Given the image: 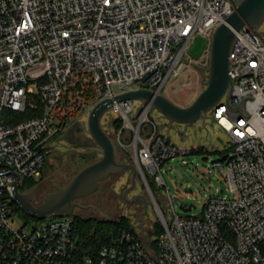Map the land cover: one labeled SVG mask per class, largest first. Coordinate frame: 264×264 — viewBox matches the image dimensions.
Returning a JSON list of instances; mask_svg holds the SVG:
<instances>
[{
	"label": "built area",
	"instance_id": "built-area-1",
	"mask_svg": "<svg viewBox=\"0 0 264 264\" xmlns=\"http://www.w3.org/2000/svg\"><path fill=\"white\" fill-rule=\"evenodd\" d=\"M235 10V0H0V264H264V36L238 32L231 98L208 112L230 139L213 165L231 195L217 189L199 214L175 210L162 173L192 149L167 139L150 117L152 101L114 99L141 87L163 93L192 39L211 37ZM36 96L43 113L13 122L11 112L34 107ZM106 98L113 104L104 116L122 120L115 140L144 180L162 232L152 241L124 229L84 254L73 213L15 228L18 176L21 185L41 177L71 118ZM148 179L166 187L162 201Z\"/></svg>",
	"mask_w": 264,
	"mask_h": 264
},
{
	"label": "rangeland",
	"instance_id": "rangeland-1",
	"mask_svg": "<svg viewBox=\"0 0 264 264\" xmlns=\"http://www.w3.org/2000/svg\"><path fill=\"white\" fill-rule=\"evenodd\" d=\"M210 46L211 37L203 34H197L190 42L184 55V68L181 74L177 77L171 76L162 90L174 103L187 106L203 90L201 72L194 63L204 68L209 66ZM113 89L116 90V86H113ZM150 114L151 118L156 119L168 140L197 151L188 155H177L167 160L162 167L175 210L181 215L185 214L180 205L187 203L195 205L189 214H199L205 199L217 192V189L223 191L221 195L230 196L231 194L226 190L227 183L224 177L213 165V162L222 158L220 152L225 149L230 150L228 134L214 120L206 116H202L193 126L186 128L182 123H173L169 126L168 120L160 118V114L155 109H152ZM88 116L89 111H82L71 118L67 130L53 141L41 177L33 179L38 182L30 186L24 185L23 191L30 192L38 203L44 201L45 195L65 187L75 173L102 156L98 150L99 146L87 131ZM111 116H104L102 125L115 140L120 120ZM115 143L120 161L132 164L133 160L129 155L125 159L126 152L123 147L117 141ZM131 175L132 169L112 173L102 184L99 183L94 191L75 198L76 203L79 200L84 206L76 205L72 213L84 219H91L92 222L113 221L126 217L133 229L144 239L149 235L156 236L155 231L158 228L159 232L162 231L160 217L139 173L135 178L134 187L127 192V196L124 195L125 190L131 185ZM22 186L23 184L21 188ZM153 189L158 200L162 201L163 198L157 193L163 191L165 194L166 187L162 189L153 183ZM133 198L135 200H128ZM145 200H148V203H145ZM22 212L17 210L15 205L13 206L11 221L15 228L24 224L35 225L51 218L48 216L34 220L32 216Z\"/></svg>",
	"mask_w": 264,
	"mask_h": 264
},
{
	"label": "water",
	"instance_id": "water-1",
	"mask_svg": "<svg viewBox=\"0 0 264 264\" xmlns=\"http://www.w3.org/2000/svg\"><path fill=\"white\" fill-rule=\"evenodd\" d=\"M235 4L236 10L227 16L212 33L209 66L204 68L198 65L204 88L189 105H178L164 93L144 87L122 92L114 99L152 101L160 118L168 120L169 126L173 123H182L186 128L193 126L202 116L209 117L208 112L219 104L225 93L229 102L234 83L229 73L230 54L238 32L244 30L245 26H249L264 36V0H235ZM112 104L113 99H102L89 110L87 131L99 146L98 150L102 156L75 173L65 187L45 195L44 201L36 205L30 192L21 191L18 176L14 183V200L25 214L35 218L71 214L74 207L79 205L74 201L75 198L94 191L100 181L110 174L132 169L131 185L124 192L127 196V192L135 185L138 169L133 163L120 161L115 140L103 128L102 118ZM240 107L242 103L238 106ZM135 198L128 200L133 201ZM145 203H148V200H145ZM193 207H195L193 204L181 203L180 205L184 211H190Z\"/></svg>",
	"mask_w": 264,
	"mask_h": 264
},
{
	"label": "trees",
	"instance_id": "trees-1",
	"mask_svg": "<svg viewBox=\"0 0 264 264\" xmlns=\"http://www.w3.org/2000/svg\"><path fill=\"white\" fill-rule=\"evenodd\" d=\"M36 104L34 107H27L23 112H11L13 122H17L20 120L28 119L33 116H38L43 113L44 111V103L40 100L38 96L35 97ZM119 129L122 127V120L119 118ZM118 129V130H119ZM202 151V150H198ZM221 151V150H220ZM219 151V152H220ZM229 151V150H228ZM226 149L223 152H220L223 156L228 152ZM191 152H197L196 150H192ZM125 154V159L128 158V155ZM149 180L150 186L153 189V182ZM38 181L33 179H24L22 184V188L20 187L21 191L24 189V185L30 186L36 184ZM15 208L17 210H21L20 207L14 202ZM24 213V212H22ZM25 214V213H24ZM28 216V215H27ZM34 220L36 218L32 217ZM76 222H75V233L79 237V244L82 253L84 254H96L99 248L105 244H108L112 238L117 236L120 231L126 229L129 230L137 235H141L139 232L135 231L130 224V221L126 217H120L119 219L110 221V220H100V221H91V219H84L78 217L75 214ZM163 230V228H162ZM159 232V228L157 229ZM156 236H158L161 232H157ZM156 236H147L148 239L153 241V238Z\"/></svg>",
	"mask_w": 264,
	"mask_h": 264
},
{
	"label": "flooded vegetation",
	"instance_id": "flooded-vegetation-1",
	"mask_svg": "<svg viewBox=\"0 0 264 264\" xmlns=\"http://www.w3.org/2000/svg\"><path fill=\"white\" fill-rule=\"evenodd\" d=\"M198 65H200V64H198V63H194V66L200 71V69H199V67H198ZM201 72V71H200ZM111 175V174H110ZM109 175V176H110ZM106 178H108V176L106 177ZM106 178H104V179H102L101 181H100V184H102V182L106 179ZM78 202L77 203H79V207H83L84 206V204L82 203V202H80L79 200H77ZM33 202H34V204H40V203H38V201H36V200H34L33 199ZM74 209H76L75 207H74Z\"/></svg>",
	"mask_w": 264,
	"mask_h": 264
}]
</instances>
